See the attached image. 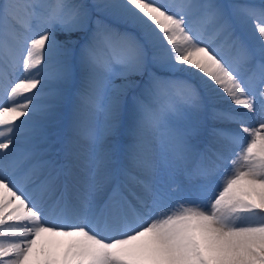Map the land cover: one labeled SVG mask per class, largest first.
<instances>
[{
  "label": "snow or ice",
  "instance_id": "snow-or-ice-1",
  "mask_svg": "<svg viewBox=\"0 0 264 264\" xmlns=\"http://www.w3.org/2000/svg\"><path fill=\"white\" fill-rule=\"evenodd\" d=\"M0 264H264V0H0Z\"/></svg>",
  "mask_w": 264,
  "mask_h": 264
},
{
  "label": "rangeland",
  "instance_id": "rangeland-1",
  "mask_svg": "<svg viewBox=\"0 0 264 264\" xmlns=\"http://www.w3.org/2000/svg\"><path fill=\"white\" fill-rule=\"evenodd\" d=\"M227 1V2H226ZM229 0H220V2H222V3H229L228 2ZM88 2L89 3H91L92 2V0H88ZM254 2L255 3H261L262 2V0H254ZM253 2V3H254ZM27 22L25 21V20H21L20 21V23H18V24H16V27H17V29L18 30H21V29H23L24 28V25L26 24ZM35 26L33 25V28H34ZM24 30V29H23ZM23 30H21V31H23ZM57 35V39L58 40H60L61 42H63L65 39H66V37L62 34V33H57L56 34ZM73 39H76V40H79L80 39V34H74L73 35V37H72ZM82 42V41H81ZM22 76H23V73L22 72H20V73H17V75H16V77L14 78V79H18V78H22ZM120 81H117V83H119ZM217 125H219V124H217ZM183 177H177V181H176V184H173V185H170V187L171 188H174L175 186V189H176V192H175V195H176V198L177 199H179V198H181V193H182V190H184V189H186L189 185H188V181L185 179V178H183ZM179 179V180H178ZM182 187V188H181ZM179 188V189H178ZM178 189V190H177ZM106 195V193H103V194H101V199H103L104 198V196ZM175 201H173V203H174Z\"/></svg>",
  "mask_w": 264,
  "mask_h": 264
},
{
  "label": "bare ground",
  "instance_id": "bare-ground-1",
  "mask_svg": "<svg viewBox=\"0 0 264 264\" xmlns=\"http://www.w3.org/2000/svg\"><path fill=\"white\" fill-rule=\"evenodd\" d=\"M227 2V1H226ZM229 3H231V2H233V0H229L228 1ZM251 2H254V0H251ZM255 3V2H254ZM113 26L114 27H120V25H118V24H113ZM24 29V28H23ZM23 29H21V30H23ZM17 79V78H16ZM19 79V78H18ZM138 91V90H137ZM132 93H130V95H131ZM222 105L224 106V107H227V104L226 103H223L222 102ZM246 123H249V124H253V123H257V121H255V120H251V119H248V120H246ZM211 126V122L210 121H207V120H205V135H207V128L208 127H210ZM217 127H223V128H235L236 127V125H230V124H219V125H216ZM242 147V146H241ZM227 167H231V165L229 164V165H227ZM183 179V178H182ZM179 180V179H178ZM176 187V186H175ZM174 187V188H175ZM182 188V187H181ZM179 189V188H178ZM177 189V190H178Z\"/></svg>",
  "mask_w": 264,
  "mask_h": 264
}]
</instances>
